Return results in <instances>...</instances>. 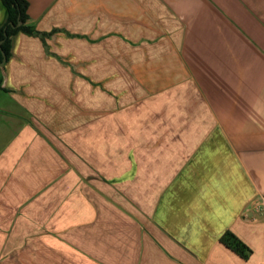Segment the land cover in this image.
<instances>
[{
    "label": "crops",
    "instance_id": "obj_1",
    "mask_svg": "<svg viewBox=\"0 0 264 264\" xmlns=\"http://www.w3.org/2000/svg\"><path fill=\"white\" fill-rule=\"evenodd\" d=\"M26 1L37 33L11 36L0 67L8 145L17 146L21 114L66 90L75 66L82 73L85 50L98 57L111 43L113 57L117 45L119 57H132L134 45L140 57L171 58L157 67L165 80L140 86L138 107L125 102L133 119L157 123L130 131L139 141L123 147L125 184L140 187L156 244L172 257L264 264V0ZM225 231L251 249L248 259L220 242Z\"/></svg>",
    "mask_w": 264,
    "mask_h": 264
},
{
    "label": "rangeland",
    "instance_id": "obj_2",
    "mask_svg": "<svg viewBox=\"0 0 264 264\" xmlns=\"http://www.w3.org/2000/svg\"><path fill=\"white\" fill-rule=\"evenodd\" d=\"M120 47L116 57L111 43L98 57L85 50L67 89L21 114L17 146L11 130L0 136V264H186L157 246L140 187L125 184L123 169L124 145L139 141L130 131L157 124L133 119L125 102L138 107L140 86L165 80L157 67L172 59L140 57L134 45L119 57Z\"/></svg>",
    "mask_w": 264,
    "mask_h": 264
},
{
    "label": "trees",
    "instance_id": "obj_3",
    "mask_svg": "<svg viewBox=\"0 0 264 264\" xmlns=\"http://www.w3.org/2000/svg\"><path fill=\"white\" fill-rule=\"evenodd\" d=\"M3 6L6 9V20L0 25V40H3L0 44V61L2 60L3 51L6 56V60L10 56L11 48V36L15 35L18 32L24 34L33 35L37 32L33 26L27 23V1L26 0H0ZM20 20V25L14 27L17 23V20ZM0 90L2 88L0 87ZM220 242L224 244L227 248L236 253L239 257L246 260L248 259L251 249L241 241L235 234L230 231H225L219 238Z\"/></svg>",
    "mask_w": 264,
    "mask_h": 264
},
{
    "label": "water",
    "instance_id": "obj_4",
    "mask_svg": "<svg viewBox=\"0 0 264 264\" xmlns=\"http://www.w3.org/2000/svg\"><path fill=\"white\" fill-rule=\"evenodd\" d=\"M20 23H21V22H20V20H19V18H18L17 23L14 25V27L19 26ZM2 41H3V40H0V44L2 43ZM1 54H2V60L0 61V67H2V66L4 65V63L6 62V56H5V53L2 51Z\"/></svg>",
    "mask_w": 264,
    "mask_h": 264
}]
</instances>
